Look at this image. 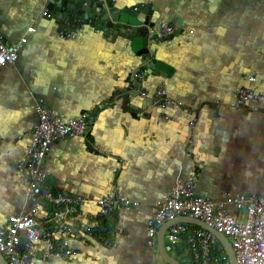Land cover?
<instances>
[{"label": "crops", "instance_id": "1", "mask_svg": "<svg viewBox=\"0 0 264 264\" xmlns=\"http://www.w3.org/2000/svg\"><path fill=\"white\" fill-rule=\"evenodd\" d=\"M138 3L150 11L156 35L162 24L175 31L150 45L165 71L138 74L142 93L128 105L142 110L131 113L120 92L131 87L128 77L141 57L128 40L108 39L88 25L68 30L43 15L53 6L48 0H0L7 43L27 37L15 63L0 65V224L32 206L17 165L36 123V103L65 120L88 117L84 135L59 139L43 160L47 188L86 199L69 218L76 227L72 254L35 264H168L147 244V220L153 202L193 170L200 172L198 195L264 196V113L251 103L232 105L239 87L264 91V2L115 0L119 8ZM160 86L171 99L165 109L155 98ZM117 191L132 206L117 205L85 233L87 215H97L96 199ZM186 223L189 230L199 226ZM50 228L61 234L58 223ZM165 242L178 261L189 262L186 235L175 248L166 234Z\"/></svg>", "mask_w": 264, "mask_h": 264}, {"label": "built area", "instance_id": "2", "mask_svg": "<svg viewBox=\"0 0 264 264\" xmlns=\"http://www.w3.org/2000/svg\"><path fill=\"white\" fill-rule=\"evenodd\" d=\"M43 15L52 17V12L45 8ZM27 30L32 31L33 28L28 27ZM174 31L173 26L162 24L157 35L164 38ZM60 33L66 37L71 34L66 30ZM26 41L27 37L23 36L17 44H9L0 32V65L15 63L19 49ZM155 98L163 109L171 100L162 86L157 88ZM246 103L264 113V91L239 87L232 105L240 107ZM34 112L36 123L17 165L25 179L24 196L32 206L21 214L10 215L6 223L0 224V253L8 264H35L38 258L71 255L69 236L76 227L69 223V218L79 213L86 200L82 195H68L47 188L48 172L43 167V160L59 139L86 133L87 115L65 120L48 111L42 101L36 103ZM188 125L192 129L194 120ZM199 177V171H190L176 180L164 199L153 202L154 213L147 220V244L154 249L157 247V230L165 221L177 216H191L201 219L228 238L237 264H264V196L227 193L215 201L197 194ZM95 203L97 215H87L86 224L82 227L85 233H92V224L110 216L117 205L130 207L133 204L121 191L99 197ZM230 208L236 212H231ZM55 223L60 226L59 236L50 228ZM187 225L186 222L174 223L165 233L172 248L178 246L183 235L187 236L192 252L187 264H230L228 255L212 232L199 226L189 230Z\"/></svg>", "mask_w": 264, "mask_h": 264}, {"label": "water", "instance_id": "3", "mask_svg": "<svg viewBox=\"0 0 264 264\" xmlns=\"http://www.w3.org/2000/svg\"><path fill=\"white\" fill-rule=\"evenodd\" d=\"M53 4L51 8L52 17L58 23H67L71 26L81 27L88 25L93 29L102 31L108 39L115 40L122 37L130 42L133 52L141 57L139 66L132 71L128 77L131 87L120 92L122 107L131 113L140 112L141 109L132 110L128 103L130 96H139L142 91L139 85L141 72L146 75L152 71H165L159 62L153 61L150 45L156 41V33L153 31V24L149 20L150 11L144 8L143 4H136L130 7L119 8L115 0H48ZM163 74V73H162ZM146 98L145 102H151ZM97 109L95 110V112ZM91 115L94 111H89ZM177 222H188L199 225L201 228L212 232L222 245L228 255L230 264H237L236 258L228 238L217 230L209 227L204 221L191 216H177L172 220L165 221L157 230V250L161 258L168 264H185L178 261L174 255L167 251L165 233L168 227ZM0 264H8L5 257L0 253Z\"/></svg>", "mask_w": 264, "mask_h": 264}, {"label": "rangeland", "instance_id": "4", "mask_svg": "<svg viewBox=\"0 0 264 264\" xmlns=\"http://www.w3.org/2000/svg\"><path fill=\"white\" fill-rule=\"evenodd\" d=\"M241 214H244V211H241Z\"/></svg>", "mask_w": 264, "mask_h": 264}]
</instances>
